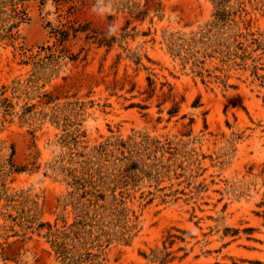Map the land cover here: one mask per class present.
I'll return each mask as SVG.
<instances>
[{
	"label": "rangeland",
	"instance_id": "obj_1",
	"mask_svg": "<svg viewBox=\"0 0 264 264\" xmlns=\"http://www.w3.org/2000/svg\"><path fill=\"white\" fill-rule=\"evenodd\" d=\"M68 1L0 0V264H264V0Z\"/></svg>",
	"mask_w": 264,
	"mask_h": 264
},
{
	"label": "trees",
	"instance_id": "obj_2",
	"mask_svg": "<svg viewBox=\"0 0 264 264\" xmlns=\"http://www.w3.org/2000/svg\"><path fill=\"white\" fill-rule=\"evenodd\" d=\"M59 2H62V3H72V2H69L68 0H58V3ZM87 1H83V4L84 5H87ZM130 9H132V7H129ZM133 8H135V12L133 11V14L135 15V13L138 11V7L136 6H133ZM78 11V7L76 5H72L69 9V13L70 14H74ZM138 14L140 15L141 12L139 11ZM139 15H137V17H140ZM71 25L70 26H64L63 29H59V30H55L53 31V35L54 37L57 38V41L60 42V43H64L66 41H68L70 39V35L71 33L74 34V37L77 38L79 33H86L88 31L91 30V27L90 25H85V26H82L80 25L79 27H77V24L78 22L76 21H70L69 22ZM94 33H97L96 31H94ZM98 34V33H97ZM100 36V34H99ZM95 37V36H94ZM98 37V36H97ZM91 37H88V39H90ZM107 40H101L100 39V45H103L104 42H106Z\"/></svg>",
	"mask_w": 264,
	"mask_h": 264
},
{
	"label": "clouds",
	"instance_id": "obj_3",
	"mask_svg": "<svg viewBox=\"0 0 264 264\" xmlns=\"http://www.w3.org/2000/svg\"><path fill=\"white\" fill-rule=\"evenodd\" d=\"M98 2V0H97ZM94 12H97L98 14L99 13H106L107 11H109V8L107 6L103 7V8H98V7H95L93 9ZM116 31V27L115 26H110L109 29H108V32H109V35H112L114 34Z\"/></svg>",
	"mask_w": 264,
	"mask_h": 264
}]
</instances>
